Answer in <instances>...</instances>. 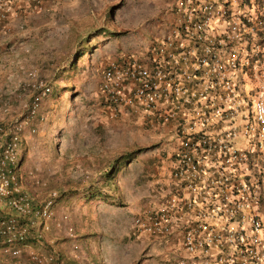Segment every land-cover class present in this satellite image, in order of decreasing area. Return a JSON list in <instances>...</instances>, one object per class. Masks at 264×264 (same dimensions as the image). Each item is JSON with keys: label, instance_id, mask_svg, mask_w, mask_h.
<instances>
[{"label": "built area", "instance_id": "built-area-1", "mask_svg": "<svg viewBox=\"0 0 264 264\" xmlns=\"http://www.w3.org/2000/svg\"><path fill=\"white\" fill-rule=\"evenodd\" d=\"M46 1L0 0V37ZM166 1L154 45L108 61L100 77L108 118L133 115L146 132L172 136L154 180L164 196L132 218L134 234L171 247L167 264H264V0ZM17 151L14 137L0 139V203L27 224L0 219L1 255L53 264L19 245L49 230L57 196L31 205Z\"/></svg>", "mask_w": 264, "mask_h": 264}, {"label": "rangeland", "instance_id": "rangeland-1", "mask_svg": "<svg viewBox=\"0 0 264 264\" xmlns=\"http://www.w3.org/2000/svg\"><path fill=\"white\" fill-rule=\"evenodd\" d=\"M167 2L48 0L39 12L20 11L9 21V31L0 37V124L9 128L10 135L15 133L19 155L24 154L22 164L15 165L21 191L34 196L36 204L51 191L57 196L49 230L36 243L39 250L26 247L23 255H56V244L68 247L70 255H79L85 250L75 235L90 234L86 240L95 241L93 249L108 264L172 260L165 256L171 247L136 237L131 226L134 216L164 196L154 180L167 167L172 136L162 127L146 132L133 115L108 118L100 91L101 70L108 61L140 58L150 43L154 45L164 30L160 23ZM112 7L107 19L105 13ZM102 28L119 34L93 37ZM87 35L93 37L90 49L76 56L74 37L83 40ZM39 84L48 93L36 114L30 115ZM143 148L148 149L117 170V178L105 187L106 171L125 160L117 158ZM62 235L75 239L69 242ZM101 244L107 249L101 250ZM120 244L123 251L110 252ZM22 261L27 264L26 257ZM0 264L14 261L0 250Z\"/></svg>", "mask_w": 264, "mask_h": 264}, {"label": "trees", "instance_id": "trees-1", "mask_svg": "<svg viewBox=\"0 0 264 264\" xmlns=\"http://www.w3.org/2000/svg\"><path fill=\"white\" fill-rule=\"evenodd\" d=\"M112 11H113V7L108 9V11L105 13V16H107V19H109L108 16H110ZM117 34H119V33H117L116 31H114V32L113 31H107L104 28H102L100 30L96 29V35H94L93 37H99V36L103 35L104 37L115 38L117 36ZM93 37H90L89 35H87L85 38H83V40H79L78 36L74 37V40H76V46H77L76 49H75V55L76 56H82L84 50H89L90 49V47H88V46H89V42L93 39ZM74 58L75 57L73 56V59ZM72 65H73V61L69 62V64L67 66H72ZM39 85H42V84H39ZM39 85H38V91L31 98V104L29 106L30 115H35L36 114L35 113L36 112V108L38 107L40 101L48 93V91H47L46 93H44L42 95V92H43L42 90L45 89L46 87L44 85H42V87H39ZM101 100L103 101L101 103V105H103V109H104V99L102 98ZM34 103L37 104L36 105L37 107L35 108L34 111H32ZM12 137H14L16 139L17 150H19L18 149L19 141H18L17 136L15 135V133H12V135H10L9 128L5 127L4 124H0V139H3L4 141H6V140H9ZM146 149H148V148H146ZM146 149L145 148H143V149H133L132 151L128 152L125 157L117 158V160H120V159H125V160L121 164L118 162L117 165L111 167L109 170L106 171L105 175H106L107 182L105 184V187L110 184L109 183L110 181H112L114 178L115 179L117 178V176H115L117 170H119L121 167L129 164L131 161H133L135 159L136 156H138L139 154L144 152ZM16 159H17V165L20 166L22 164L23 159H24V154L19 155V151H17V158ZM17 177H18V184H19V174L18 173H17ZM27 194L30 197L31 205H33V204L34 205H38V204H36L37 201L34 199V196H31L29 193H27ZM7 218H15V219H17L19 224H23V225H25V223L27 224V219L26 218H21V216H19L15 210L10 209L9 207H6L3 203H0V219H7ZM36 234L38 235V233H36ZM36 234L33 233L32 230H30L29 233H28L27 238H25L22 243H20V244L18 243V244L20 246H23V247H31L35 251L39 250V247L37 246L36 243H39L42 240V237L37 239L36 238ZM90 236H92V235L84 234V235L78 236L77 238L79 239L80 242H82L83 240H86V238L90 237ZM36 253L39 254V252H36ZM56 253H57L56 255H54V253H51V252L48 253V254L53 255V257L55 258L54 261H53V264H64L63 257H62V255H60V252L57 251ZM133 264H139V260L134 262Z\"/></svg>", "mask_w": 264, "mask_h": 264}, {"label": "crops", "instance_id": "crops-1", "mask_svg": "<svg viewBox=\"0 0 264 264\" xmlns=\"http://www.w3.org/2000/svg\"><path fill=\"white\" fill-rule=\"evenodd\" d=\"M62 237L64 239L67 238L66 240H70L69 242H73L74 239L77 238V235H75V238H70L68 235H62ZM62 237H60V239ZM93 242H95V241H93ZM93 242H91L90 239L89 240H83L79 244V246L85 250V253L80 252L79 255H70V252H69L70 249L68 247H66L65 245H62V244H56L55 249L58 252H60V255H62L64 264H89L90 261L93 264H108V263H106V260H105V258L103 256V254L102 253L100 254L99 251H97L96 248L93 249V244H94ZM49 243H50V241H49ZM51 243H52V241H51ZM100 246H101V250H104V248L107 249V245H106V247H105V245H102V244ZM26 249L30 250L29 247H27ZM93 250H95V252ZM123 250L124 249L122 247V244H120L118 247H115V249L110 251V252L114 251L116 253L117 251L120 252V251H123ZM110 254H112V253H110ZM147 256L149 257V255H147Z\"/></svg>", "mask_w": 264, "mask_h": 264}, {"label": "clouds", "instance_id": "clouds-1", "mask_svg": "<svg viewBox=\"0 0 264 264\" xmlns=\"http://www.w3.org/2000/svg\"><path fill=\"white\" fill-rule=\"evenodd\" d=\"M50 223H51V221H50ZM131 226H132V225H131ZM46 232H47V231H46ZM44 233H45V232H44ZM44 233H43V234H44ZM70 236L72 237V235H71V234H70Z\"/></svg>", "mask_w": 264, "mask_h": 264}]
</instances>
